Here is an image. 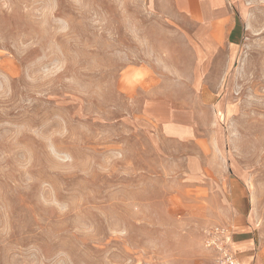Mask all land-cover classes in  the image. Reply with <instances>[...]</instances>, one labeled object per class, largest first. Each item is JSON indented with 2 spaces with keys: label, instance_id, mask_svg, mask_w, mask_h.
I'll return each instance as SVG.
<instances>
[{
  "label": "rangeland",
  "instance_id": "1",
  "mask_svg": "<svg viewBox=\"0 0 264 264\" xmlns=\"http://www.w3.org/2000/svg\"><path fill=\"white\" fill-rule=\"evenodd\" d=\"M148 1L0 0V264H204L229 176L264 240V0L228 2L219 83L196 66L206 1L167 25ZM147 106L208 133L160 144Z\"/></svg>",
  "mask_w": 264,
  "mask_h": 264
},
{
  "label": "crops",
  "instance_id": "2",
  "mask_svg": "<svg viewBox=\"0 0 264 264\" xmlns=\"http://www.w3.org/2000/svg\"><path fill=\"white\" fill-rule=\"evenodd\" d=\"M205 1L208 7L207 11L202 14L200 21L204 22L202 26H209L211 29L210 32H203L201 40L198 41L200 43L199 50L203 56L198 57L199 61H197L196 66L217 70L214 77L216 78L215 83H219L224 73L223 70L229 67L240 45V37L235 32L238 29L237 20L234 13L231 12V8L227 6L229 1L234 0ZM147 3L153 6V16L167 25V22L171 24L176 21L180 24L186 22V6L194 4L195 0H149ZM181 9H184L183 13L180 12ZM166 10L172 11V14L164 13ZM222 22L226 23L230 30L229 33L226 25L224 33L218 28ZM190 81L192 84L196 82L192 78ZM151 84L150 77H148L139 85L142 89V95L148 92L146 89ZM149 107H145L140 118L145 122L147 132H151L160 144L166 140H170L174 144L188 143L196 140V138L202 141L204 137L202 135L198 137L197 134L208 133L194 127L191 120L193 113L188 109L170 108L168 109L170 111L165 114L163 107L156 110ZM197 155L191 154L192 157ZM203 170L209 172L207 168ZM227 181L225 189L227 205L221 226L228 229L230 233L231 250L236 262L237 264H264V240L260 236L258 238L256 221L251 213L246 187L243 182L231 176L227 177ZM207 252L209 257L204 264H212L215 256L212 252L208 250Z\"/></svg>",
  "mask_w": 264,
  "mask_h": 264
},
{
  "label": "built area",
  "instance_id": "3",
  "mask_svg": "<svg viewBox=\"0 0 264 264\" xmlns=\"http://www.w3.org/2000/svg\"><path fill=\"white\" fill-rule=\"evenodd\" d=\"M204 247L215 256L212 264H237L231 250V237L227 229L215 228L205 239Z\"/></svg>",
  "mask_w": 264,
  "mask_h": 264
}]
</instances>
